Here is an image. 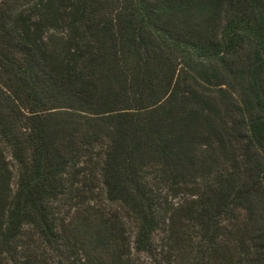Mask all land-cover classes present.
I'll return each instance as SVG.
<instances>
[{
	"label": "trees",
	"instance_id": "1",
	"mask_svg": "<svg viewBox=\"0 0 264 264\" xmlns=\"http://www.w3.org/2000/svg\"><path fill=\"white\" fill-rule=\"evenodd\" d=\"M0 145V264H264V0H0Z\"/></svg>",
	"mask_w": 264,
	"mask_h": 264
},
{
	"label": "rangeland",
	"instance_id": "2",
	"mask_svg": "<svg viewBox=\"0 0 264 264\" xmlns=\"http://www.w3.org/2000/svg\"><path fill=\"white\" fill-rule=\"evenodd\" d=\"M1 162H4L5 165H7L9 168H12V160L10 158V154L3 145H0V165L2 164ZM92 187L94 191H93V194L89 196L90 200H93L99 203L102 200V197H101V192L98 188V185L96 184L94 185L93 183ZM190 192H191L190 190H186L184 193H178L177 196L174 197V199H172V201L174 202V204L179 205L183 202V200L190 199ZM113 212L111 213L114 214ZM121 223L125 224L124 227H121V230H122V240L125 241V246L122 250L123 251L122 253L126 255V260L130 264H159L157 259L149 258L141 254H136L131 249L128 251V246L131 247V241H132L131 238H132L133 228H132L131 223H128L126 219H122ZM192 236H195V233L189 231L186 236L187 243L186 245L183 246V248L185 249V253L197 247V245H195L196 244L195 242H197V240L190 241V238L192 239ZM163 252L164 253L162 254L164 255H162V258H165L166 263L172 262L174 258L173 257L174 251L172 250L169 254L168 253L169 251H167L166 249ZM222 253L223 251L217 252V256H221Z\"/></svg>",
	"mask_w": 264,
	"mask_h": 264
}]
</instances>
